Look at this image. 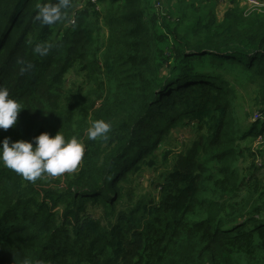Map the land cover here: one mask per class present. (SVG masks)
Masks as SVG:
<instances>
[{"label":"trees","instance_id":"16d2710c","mask_svg":"<svg viewBox=\"0 0 264 264\" xmlns=\"http://www.w3.org/2000/svg\"><path fill=\"white\" fill-rule=\"evenodd\" d=\"M204 1L174 17L162 0H71L44 25L37 6L55 0H0V86L21 104L0 141L61 131L85 149L72 172L34 182L0 165V264H264L251 148L264 137V11L233 2L220 18L227 0ZM100 119L111 131L89 140ZM175 129L189 146L166 151Z\"/></svg>","mask_w":264,"mask_h":264},{"label":"clouds","instance_id":"9594fccd","mask_svg":"<svg viewBox=\"0 0 264 264\" xmlns=\"http://www.w3.org/2000/svg\"><path fill=\"white\" fill-rule=\"evenodd\" d=\"M70 7L71 0L40 4L37 6L34 20L44 25L56 24L64 18L65 11ZM52 47L53 45L47 42L39 43L33 51L40 56H46ZM20 112L21 104L10 98L6 87L0 86V129L6 131L14 127ZM111 127V124L103 119L95 120L87 130V137L89 140L106 139ZM0 144V165L32 182L42 175L55 177L72 172L81 162L85 151L84 145L76 137L66 139L61 131L54 137L49 133H42L33 141L19 140L10 143V138L6 137ZM25 264L29 262L26 260Z\"/></svg>","mask_w":264,"mask_h":264},{"label":"rangeland","instance_id":"374dc122","mask_svg":"<svg viewBox=\"0 0 264 264\" xmlns=\"http://www.w3.org/2000/svg\"><path fill=\"white\" fill-rule=\"evenodd\" d=\"M258 4L262 5V6H256V7H250V5L242 2V5L247 13H253V12H263L264 11V0H255ZM157 7H161V8H164L163 6V3H157L156 4ZM247 109V108H251L249 106V103H248V100H247V97L244 98V105H243V109ZM255 110H251V112H253ZM180 131L181 129H175V130H172L170 132V135L172 136V146H165V150L166 151H169V150H173L174 152L176 151H179L181 148H182V145H188L189 146V138L191 137V134L190 133H186V132H181L180 134ZM262 143L257 145V146H254L252 145V149L253 150H258V152L261 153L262 155V158L259 159V161L261 162L262 166L261 168H264V157H263V153H264V137L262 138ZM254 146V147H253ZM144 176H145V180H143V185H146L148 183H152V184H156L157 181H156V177L158 176V173L157 172H151V171H145L144 173Z\"/></svg>","mask_w":264,"mask_h":264},{"label":"crops","instance_id":"0c3cea01","mask_svg":"<svg viewBox=\"0 0 264 264\" xmlns=\"http://www.w3.org/2000/svg\"><path fill=\"white\" fill-rule=\"evenodd\" d=\"M145 1H147V0H145ZM177 1H179V0H162L163 5L164 6L167 5V7L169 9V13H171L174 17H176L175 14H179L178 13L179 7L183 8L184 6L194 5L197 8L205 9V7L207 5L204 0H184L181 3H177ZM233 2L236 3V5L238 7H243L241 0H227L226 3H224V4L216 5L215 9H216L217 15L221 18L223 16L224 11L227 8V4L230 5ZM212 3H214V2L212 1ZM189 12H190V9H184V13L189 14Z\"/></svg>","mask_w":264,"mask_h":264},{"label":"built area","instance_id":"2783aa9c","mask_svg":"<svg viewBox=\"0 0 264 264\" xmlns=\"http://www.w3.org/2000/svg\"><path fill=\"white\" fill-rule=\"evenodd\" d=\"M216 2L218 3H223L225 0H215ZM242 2L250 5V7H256V6H262L260 4H258L255 0H241ZM264 8V7H262ZM260 143V141H258L257 143L254 144V146H257L258 144ZM258 166L261 165V162L260 161H257L256 162Z\"/></svg>","mask_w":264,"mask_h":264}]
</instances>
